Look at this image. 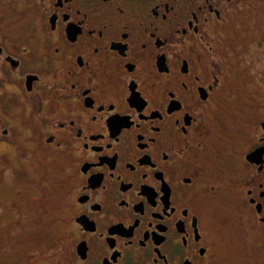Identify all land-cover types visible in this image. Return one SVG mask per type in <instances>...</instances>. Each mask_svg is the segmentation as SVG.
Returning <instances> with one entry per match:
<instances>
[{
  "label": "flooded vegetation",
  "instance_id": "1",
  "mask_svg": "<svg viewBox=\"0 0 264 264\" xmlns=\"http://www.w3.org/2000/svg\"><path fill=\"white\" fill-rule=\"evenodd\" d=\"M0 264H264V0H0Z\"/></svg>",
  "mask_w": 264,
  "mask_h": 264
},
{
  "label": "rangeland",
  "instance_id": "2",
  "mask_svg": "<svg viewBox=\"0 0 264 264\" xmlns=\"http://www.w3.org/2000/svg\"><path fill=\"white\" fill-rule=\"evenodd\" d=\"M221 216H224V214L221 215ZM231 217H232V216H231ZM226 238L228 239L229 242H232V243H231V248L234 249V248H233V246L235 245V236H234V233H228L227 236H226ZM234 256H235V255H232V258H233Z\"/></svg>",
  "mask_w": 264,
  "mask_h": 264
}]
</instances>
